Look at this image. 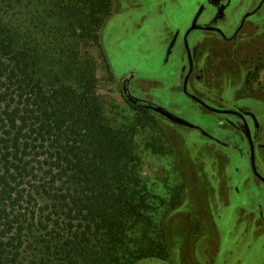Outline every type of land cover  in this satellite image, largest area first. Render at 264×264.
Listing matches in <instances>:
<instances>
[{"label":"rangeland","instance_id":"rangeland-1","mask_svg":"<svg viewBox=\"0 0 264 264\" xmlns=\"http://www.w3.org/2000/svg\"><path fill=\"white\" fill-rule=\"evenodd\" d=\"M212 1L226 4L217 23L211 22ZM111 3L98 31L100 45L84 51L96 62L97 95L108 123L135 128L141 178L156 218L165 212L169 253L164 262L136 264H264V184L256 178L264 180V148L250 152L241 119L210 113L182 91L188 68L182 36L197 25H216L230 37L241 17L251 15L234 40L209 31L188 36L194 63L203 72L191 76L187 90L216 112L249 113L245 127L251 143L256 124V142L264 143V0ZM124 79L132 99L160 107L191 127L132 110L121 95ZM178 189L179 205L161 209L160 201L169 204ZM35 198L29 213L44 207L45 201ZM47 231L39 229L35 241H25L17 264H82L58 256L46 263Z\"/></svg>","mask_w":264,"mask_h":264},{"label":"trees","instance_id":"trees-1","mask_svg":"<svg viewBox=\"0 0 264 264\" xmlns=\"http://www.w3.org/2000/svg\"><path fill=\"white\" fill-rule=\"evenodd\" d=\"M111 4L0 0V264H17L39 229H50L46 263L168 259L165 212L156 218L141 178L135 128L108 123L97 65L84 51L100 45ZM121 95L154 115L129 101L123 82ZM180 193L159 207L175 208ZM35 197L44 207L29 213Z\"/></svg>","mask_w":264,"mask_h":264},{"label":"flooded vegetation","instance_id":"flooded-vegetation-1","mask_svg":"<svg viewBox=\"0 0 264 264\" xmlns=\"http://www.w3.org/2000/svg\"><path fill=\"white\" fill-rule=\"evenodd\" d=\"M211 4H212L211 6L216 9L215 15L212 18V21L211 22L217 23L218 21H220L221 19H223L222 13L224 12V7L226 6V4L219 3L218 1H212ZM261 7H262V5L258 6L257 8L260 9ZM258 9H256L255 11H257ZM249 14H252V13H249ZM248 16L247 15H244V16L241 17V20L239 22V25L234 29V31H233V33H232V35L230 37H226V35L223 32V30L219 26H216V25L215 26L214 25H201V26L197 25L196 27H194L195 30L193 29L188 34L186 32L182 36V43H183L184 49L186 51V56H187V61H188L187 73H186V76H185V79H184V82H183V84L185 86L183 85V90L182 91H183V94L185 95V97L189 98L191 101H193L194 103H196V105H198L199 107L203 108L204 110H206V111H208L210 113L223 114V115H232V116H235V117L241 119L243 121L244 131H245L246 138H245V135H243V133H241V135L244 136L246 142L248 141L249 151L252 152V148L253 149H255V147H256V149L264 148V143H257L256 142L257 137H258V131H259V127L256 124V125H254V131H255V133H254V138L252 137V143H253V145H252L251 140H250V137H249V133H248L246 127H245V124L248 126V124L246 122V117L247 118L250 117V114L249 113L242 112L241 110H238V111H221V113L220 112H216V110H213L210 106H208L205 103V101L197 98L196 96L194 97L187 90V81L191 78V76L192 75L193 76L194 75L198 76V73L203 72V69L200 68V67H198L197 64L194 63V57H193V54L190 51V48H189V45H188V42H187L188 36L191 35L194 31H201V32H208L209 31V32H212V33L217 34L222 39H224L226 42L227 41H231V40H234V39L237 38V36L239 35L240 31L243 29V27L245 25V22L247 21L248 18L251 17V15H248ZM174 39H175V37H174ZM175 41L174 40L171 41V43H170L171 46H173V44L175 43ZM122 82H123V85H127V80L124 79ZM127 93H128V90H127ZM136 101H140V100H136ZM199 101L202 104H200ZM141 102H143V103H140L139 102V103H135V105H138V106L143 107V108H145V106H147V105H151L150 103H147L145 101H141ZM152 106H154V105H152ZM154 115L155 116H158L156 114H154ZM158 117H160V116H158ZM255 176H256V174H255ZM256 178L260 182H262L264 184V180L263 179H261L258 176H256Z\"/></svg>","mask_w":264,"mask_h":264},{"label":"water","instance_id":"water-1","mask_svg":"<svg viewBox=\"0 0 264 264\" xmlns=\"http://www.w3.org/2000/svg\"><path fill=\"white\" fill-rule=\"evenodd\" d=\"M194 27H192L190 30H193ZM185 86V85H184ZM129 101L133 104H135V101H133L132 99H129ZM200 104H202L199 101ZM146 109H148L149 111H151L153 114H156L158 116H160L161 118L175 124L178 126H185V127H191V125L183 120H180L174 116H172L171 114H169L167 111H165L164 109L157 107V106H152V105H147L145 106Z\"/></svg>","mask_w":264,"mask_h":264}]
</instances>
